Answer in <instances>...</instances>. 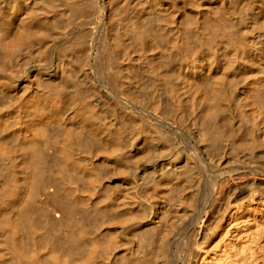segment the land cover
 I'll return each instance as SVG.
<instances>
[{"label":"bare ground","instance_id":"obj_1","mask_svg":"<svg viewBox=\"0 0 264 264\" xmlns=\"http://www.w3.org/2000/svg\"><path fill=\"white\" fill-rule=\"evenodd\" d=\"M0 264H264V0H0Z\"/></svg>","mask_w":264,"mask_h":264}]
</instances>
